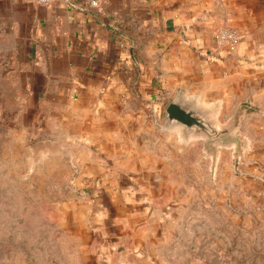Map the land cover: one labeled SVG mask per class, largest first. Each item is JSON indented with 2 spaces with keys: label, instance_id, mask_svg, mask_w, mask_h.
Here are the masks:
<instances>
[{
  "label": "rangeland",
  "instance_id": "374dc122",
  "mask_svg": "<svg viewBox=\"0 0 264 264\" xmlns=\"http://www.w3.org/2000/svg\"><path fill=\"white\" fill-rule=\"evenodd\" d=\"M263 84L241 142L217 155L164 126L167 100L158 115L132 100L100 139L74 143L25 95L0 93V264H264Z\"/></svg>",
  "mask_w": 264,
  "mask_h": 264
},
{
  "label": "crops",
  "instance_id": "0c3cea01",
  "mask_svg": "<svg viewBox=\"0 0 264 264\" xmlns=\"http://www.w3.org/2000/svg\"><path fill=\"white\" fill-rule=\"evenodd\" d=\"M92 1L0 0V93L25 95L74 143L100 139L132 100L158 115L183 92L227 110L264 83V0ZM219 29L237 47H218Z\"/></svg>",
  "mask_w": 264,
  "mask_h": 264
},
{
  "label": "water",
  "instance_id": "95a60500",
  "mask_svg": "<svg viewBox=\"0 0 264 264\" xmlns=\"http://www.w3.org/2000/svg\"><path fill=\"white\" fill-rule=\"evenodd\" d=\"M198 98L187 97L183 92L169 101L164 111V126L173 128L180 126L184 136L194 135L205 138L204 146L208 153L218 154L217 147L238 145L241 140L235 132L239 128L244 114L253 107L248 103L240 104L229 123L218 126L214 121L220 105L201 106Z\"/></svg>",
  "mask_w": 264,
  "mask_h": 264
},
{
  "label": "built area",
  "instance_id": "2783aa9c",
  "mask_svg": "<svg viewBox=\"0 0 264 264\" xmlns=\"http://www.w3.org/2000/svg\"><path fill=\"white\" fill-rule=\"evenodd\" d=\"M31 2L44 5V6H51L54 0H30ZM98 0L92 1V4H97ZM216 44L218 47L222 49H233L237 47L240 41L239 33L234 29H219L214 34Z\"/></svg>",
  "mask_w": 264,
  "mask_h": 264
}]
</instances>
